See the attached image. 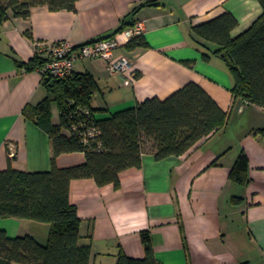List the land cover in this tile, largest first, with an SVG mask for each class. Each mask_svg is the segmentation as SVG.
<instances>
[{
  "label": "crops",
  "instance_id": "obj_1",
  "mask_svg": "<svg viewBox=\"0 0 264 264\" xmlns=\"http://www.w3.org/2000/svg\"><path fill=\"white\" fill-rule=\"evenodd\" d=\"M143 1L78 0L75 12L36 7L27 19L8 12L0 22V171L51 169L48 134L23 115L46 97L41 75L24 67L35 46L62 41L79 46L106 37ZM155 1L159 6L126 19L142 23L148 48L125 50L132 27L114 38L119 42L114 56L130 61L134 79L111 74L101 61L75 62L73 72L89 74L97 84L92 109L107 110L96 114L106 118L148 99L165 100L195 83L228 114V122L180 157L142 155L140 168L119 175L117 189L98 187L92 179L72 180L69 201L81 220L80 242L91 244L90 264H116L119 253L142 259L140 233L146 231L158 264H264V110L232 96L233 80L224 63L214 56L204 60L207 51L192 34L194 26L230 12L238 21L235 37L260 16L261 7L256 0ZM58 121L53 107L52 122ZM240 152L248 158L246 185L229 178ZM83 162L81 153L55 160L58 168ZM36 224L0 219V230L44 245L47 232Z\"/></svg>",
  "mask_w": 264,
  "mask_h": 264
},
{
  "label": "trees",
  "instance_id": "obj_2",
  "mask_svg": "<svg viewBox=\"0 0 264 264\" xmlns=\"http://www.w3.org/2000/svg\"><path fill=\"white\" fill-rule=\"evenodd\" d=\"M78 0H0V22L8 17L27 19L36 7L51 12H75ZM260 16L249 28L233 37L238 21L230 12L194 26V38L204 60L214 56L229 71L231 94L245 104L264 110V0H256ZM159 6L145 0L121 21L119 27L96 41L114 39L136 23L126 22L145 7ZM211 49L210 50V48ZM128 52L148 48L143 35L133 36L124 46ZM45 60L38 55L26 64L27 72L40 71ZM46 97L36 107H26L23 115L45 131L52 143L49 172L26 173L8 167L0 171V219H15L47 224V242L42 245L25 235L10 238L0 230V264H90L91 244H81V220L69 201L72 180L92 179L98 187L119 188V175L141 167L144 154L156 160L180 157L200 140L219 132L228 122V114L197 84L188 83L165 100L148 99L134 107L98 118L107 110L92 109L97 84L89 74L72 73L63 80L40 73ZM58 111V123L52 122V109ZM96 132L93 137L87 131ZM264 133V131H263ZM81 153V165L58 168L57 157ZM231 181L248 183V158L240 152L230 170ZM144 249L142 259L117 256L116 264H158L149 232L140 233Z\"/></svg>",
  "mask_w": 264,
  "mask_h": 264
},
{
  "label": "built area",
  "instance_id": "obj_3",
  "mask_svg": "<svg viewBox=\"0 0 264 264\" xmlns=\"http://www.w3.org/2000/svg\"><path fill=\"white\" fill-rule=\"evenodd\" d=\"M142 23H136L126 33L128 37L141 35ZM119 42L116 39L96 41L93 43L75 46L69 41H62L56 44H39L34 48V54L45 60V65L38 71L48 76L63 80L73 73L76 61H101L111 74L129 75L130 80L134 79V69L130 61L125 57H115L114 51L118 48ZM130 83L129 79L125 84ZM96 132L92 129L87 131V136L93 137Z\"/></svg>",
  "mask_w": 264,
  "mask_h": 264
},
{
  "label": "rangeland",
  "instance_id": "obj_4",
  "mask_svg": "<svg viewBox=\"0 0 264 264\" xmlns=\"http://www.w3.org/2000/svg\"><path fill=\"white\" fill-rule=\"evenodd\" d=\"M36 225H41L40 227H43L44 229V233H46L47 232V234H48V225L47 224H41V223H37Z\"/></svg>",
  "mask_w": 264,
  "mask_h": 264
},
{
  "label": "bare ground",
  "instance_id": "obj_5",
  "mask_svg": "<svg viewBox=\"0 0 264 264\" xmlns=\"http://www.w3.org/2000/svg\"><path fill=\"white\" fill-rule=\"evenodd\" d=\"M242 2V1H241ZM249 3V2H248ZM254 3V2H253Z\"/></svg>",
  "mask_w": 264,
  "mask_h": 264
}]
</instances>
